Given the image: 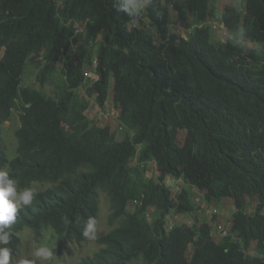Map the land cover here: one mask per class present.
Listing matches in <instances>:
<instances>
[{
  "label": "trees",
  "instance_id": "1",
  "mask_svg": "<svg viewBox=\"0 0 264 264\" xmlns=\"http://www.w3.org/2000/svg\"><path fill=\"white\" fill-rule=\"evenodd\" d=\"M58 1L0 0V169L19 189L45 185L19 209L7 246L16 251L24 227L35 235L50 228L58 249L81 244L87 219L97 221L102 191L110 228L74 264H264L245 252L256 237L255 250L264 255V55L243 45L264 46V0L227 4L222 42L207 23L216 0H151L137 17L117 11L118 0ZM171 10L187 28L188 15L199 23L187 37L171 33ZM142 17L155 27L157 43L138 26ZM82 21V42L70 54L74 23ZM27 64L36 68L38 86L53 83L52 94L22 83ZM110 76L121 139L86 115L89 97L106 104ZM16 108L10 158L1 126ZM170 127L185 130L183 143ZM150 161L158 174L146 182ZM168 176L201 191L205 203L229 196V232L214 241L198 217L188 230L167 228V215L192 211L194 199L188 189L173 197Z\"/></svg>",
  "mask_w": 264,
  "mask_h": 264
},
{
  "label": "rangeland",
  "instance_id": "2",
  "mask_svg": "<svg viewBox=\"0 0 264 264\" xmlns=\"http://www.w3.org/2000/svg\"><path fill=\"white\" fill-rule=\"evenodd\" d=\"M56 3H59L56 0ZM236 0H216L215 2V16L213 19L207 21L212 27V39L214 41H226L228 38L226 28L223 24V14L224 9L227 4H236ZM171 25L170 31L181 37H187L189 32L197 26L199 23L196 22L194 17L188 15V22L192 23L191 28H187L186 25L181 22L176 13L171 10ZM74 26L77 28V34L75 39L72 41L71 46L69 48V53L73 54L77 47L80 45L83 39L84 33V22H75ZM140 28L145 30L147 34L149 33L153 37L154 42H158V38L156 36L155 27L146 19L142 17V23L138 24ZM244 46L251 47L255 50L257 54L264 55V46L260 44L258 40L252 42H243ZM83 71L87 75V77H94L93 73V64L84 61L83 63ZM35 73L36 68L32 64H27L23 75H22V83L28 84L31 86H35L46 94H52L53 83H48L43 86H38L35 82ZM79 94L84 95L82 89H79ZM89 106L86 110V115L94 120L99 126H109L110 131H112L116 137V139H121L125 133V127L121 123L119 118L120 109L116 106L112 101V77L109 79V90L106 99V104L103 105L102 108L98 107L94 96L88 98ZM19 126V111L16 109L12 110L11 117L5 121L1 126V134L4 142V149L8 157H13L16 154V138L14 135L15 129ZM170 132L176 137L178 142L181 144L184 141L185 130L179 129L175 127H170ZM138 167L135 159H132L130 162V170H134ZM7 170V168H5ZM145 181L148 182L151 178H155L158 174L156 165L153 161L147 163V167L144 172ZM166 185L171 189L172 196L175 195L181 189H188L193 192V208L192 211L187 213H175L170 212L167 215V225H171L173 223L182 227L183 230H188L192 221L198 217L200 223H206L210 230L211 236L214 241H219L222 237L223 233L229 232V229L232 224L233 219V210L234 205L233 201L229 196H225L220 200H212L208 203H205L202 198V192L196 188H193L187 181L183 179H176L174 177L168 176L165 180ZM45 185L34 184L32 185V189L36 190L39 188H43ZM99 200V211L98 217L96 221V233L94 238L86 237L85 240L79 244L76 242L69 243L65 248L58 249L56 246V238L54 232L50 228H46L39 235H35L31 229L24 227L22 228L19 235V244L16 251L13 253V259L11 264H17L20 260H30L33 264H74L79 258L85 256L87 254H91L95 251L99 244L97 243V236L106 232L110 226L108 224V214H109V201L105 193L99 191L98 195ZM255 201H252L249 206V211H252ZM136 206V202L133 200L128 201L126 209L128 212H133ZM153 208H149L146 214L148 219L151 218L150 212ZM257 244L256 237L253 238L249 248L245 251L247 255L252 257L255 263L264 262V255L258 253L255 248ZM47 246L52 248L54 251V255L51 261H43L35 256V251L38 247ZM193 249V244H190L187 252L186 258L189 259L191 256V252Z\"/></svg>",
  "mask_w": 264,
  "mask_h": 264
},
{
  "label": "clouds",
  "instance_id": "3",
  "mask_svg": "<svg viewBox=\"0 0 264 264\" xmlns=\"http://www.w3.org/2000/svg\"><path fill=\"white\" fill-rule=\"evenodd\" d=\"M151 4V0H118L117 11L137 17ZM32 188H18V181L10 177L9 171L0 169V264H11L12 249L9 248L11 232L7 231L15 223L17 213L22 206L30 205L35 196ZM67 222V218H65ZM96 233V220L89 217L83 226L82 235L94 238ZM54 255L52 248L38 247L35 256L45 262L51 261ZM17 264H33L30 260H20Z\"/></svg>",
  "mask_w": 264,
  "mask_h": 264
},
{
  "label": "built area",
  "instance_id": "4",
  "mask_svg": "<svg viewBox=\"0 0 264 264\" xmlns=\"http://www.w3.org/2000/svg\"><path fill=\"white\" fill-rule=\"evenodd\" d=\"M166 227H167V228H170V227H171V225H167V224H166ZM226 234H227V232L223 233V235H222V236H224V235H226Z\"/></svg>",
  "mask_w": 264,
  "mask_h": 264
}]
</instances>
